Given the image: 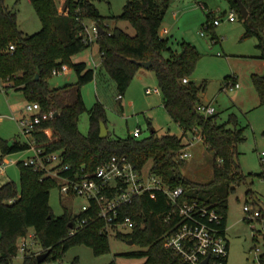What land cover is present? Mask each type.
Returning <instances> with one entry per match:
<instances>
[{"label": "trees", "instance_id": "trees-1", "mask_svg": "<svg viewBox=\"0 0 264 264\" xmlns=\"http://www.w3.org/2000/svg\"><path fill=\"white\" fill-rule=\"evenodd\" d=\"M249 15L244 19V37L258 38V58L264 60V0H241ZM42 28L34 34H25L19 29L16 13L10 11L0 0V79H9L10 88L22 90L29 102H38L41 114H47L31 138L44 144L47 152L61 151L63 162L73 169L84 165L93 171L113 155H126L138 168L152 160V173L162 178L170 188L182 187V199L198 201L201 205H216L225 214L228 211V196L236 185L247 180L239 161L238 146L246 139L245 127L241 126L235 114L224 122L220 114L204 115L197 110L203 103L202 86L192 80V73L199 59V52L189 42L182 43V50L176 52L168 38L160 35V29L171 0H127L123 12L113 16L116 21L127 20L135 28L133 35L115 26L111 28L91 0H65L68 14L59 13L56 0H31ZM230 9L239 13L237 0H227ZM215 17L207 13L203 24L212 30ZM97 22L104 33L96 40L102 65L116 84L118 95L128 89L135 73L141 67L136 61L153 62L163 104L171 119L178 124L183 134L159 135L151 127L147 136L116 137L111 133L100 136V122H107L106 109L101 101L89 110V131L83 134L79 129L81 114L87 110L82 87L96 78L95 68L84 61H73L72 57L94 43H86L79 32L84 22ZM217 42L218 36L213 34ZM10 44L13 51H4ZM66 64L73 69L77 80L58 87H51L49 79L55 68ZM184 78H189L187 83ZM252 82L264 105V74H252ZM122 99V98H121ZM120 100V99H119ZM58 113L54 116V113ZM52 115V116H51ZM52 129V138L42 130ZM190 136L183 142L184 136ZM200 137L213 153V179L199 183L183 172L185 160L179 159L180 151L195 138ZM30 140L13 141L0 136V161L8 154L30 148ZM20 187L13 181L0 185V262H11L17 255V239L27 236L34 229V236L49 255L39 262L36 255L26 254L22 264H43L51 256L59 255L68 247L84 243L96 254L110 250L109 236L101 230L104 221L95 217L90 210L78 215L88 221L74 233L72 227L76 215L65 211L54 214L50 205L51 188L55 179L45 176L40 170L27 166L22 160ZM171 208L167 196L158 190H149L137 196L133 203L123 207V213L136 222L134 230L117 236L133 240L144 250L124 253L126 257L145 258L143 264H184L179 255L164 241V234L170 225L163 214ZM260 218V217H259ZM107 264H117L115 260Z\"/></svg>", "mask_w": 264, "mask_h": 264}, {"label": "rangeland", "instance_id": "rangeland-1", "mask_svg": "<svg viewBox=\"0 0 264 264\" xmlns=\"http://www.w3.org/2000/svg\"><path fill=\"white\" fill-rule=\"evenodd\" d=\"M91 1L100 14L106 17L111 28L118 26L131 35L135 33V28L129 21L110 18L123 12L127 0ZM56 2L59 13H62L60 6L64 5L65 0ZM3 4L16 13L19 29L25 34H34L42 28V22L31 0H3ZM230 11L227 0H171L160 35L169 39L170 46L176 52L182 50L184 41L195 46L200 56L191 80L203 87L202 102L215 107L221 122L227 120L230 114H235L240 125L245 127L246 139L238 146L239 161L243 172L250 175L245 182L236 185L235 191L228 196V264H264V105L259 104L251 78L254 73L264 74V60L257 58L261 52L257 47L258 38L244 37V25L238 14L236 21L227 20ZM209 12L215 18L223 19L221 24L214 26L212 30H207L203 25ZM86 23L91 25L92 21L86 20ZM214 32L218 35L217 42L212 40ZM10 45L4 51H10ZM72 59L76 62L84 61L96 71V78L82 87L87 107L79 119V129L83 134L89 131V110L98 101L105 106L106 125L113 136L127 137L137 127L142 129L143 136L150 134L151 127L156 129L159 135L183 134L164 107L163 95L154 69L140 67L123 98L119 100L116 84L102 65L96 42L74 55ZM93 60L96 64H93ZM233 76L237 78L240 87L224 89L227 80ZM76 80L75 71L70 69L65 73L52 74L49 84L51 87H58ZM6 82L7 78L0 79V86ZM1 87L0 136L10 141H24L27 137L18 119L29 101L22 90H5ZM148 88L152 89L151 93H147ZM190 136H184L183 142H187ZM190 145L191 156L183 165L184 174L199 183L211 181L213 153L200 137L195 138ZM29 155L31 152L25 150L8 154L4 158L7 161L0 165L5 170L0 173V185L13 180L20 187V167L17 161L26 159ZM151 167L152 160L144 166V171H150ZM84 203L86 199L83 197L68 198L61 194L58 186L51 188L50 205L57 216L65 211L78 214ZM245 205L259 210L261 217L248 219L250 216L244 210ZM119 229L130 231L125 227ZM113 231L109 235L110 250L106 252L96 254L91 246L78 243L59 255L51 256L43 264H107L112 260L117 264H143L145 258L126 257L122 254L145 248L119 238ZM27 238L29 243L24 253L19 250L22 243L20 237L17 239V255L11 262L0 264H22L24 255L38 256L46 251L34 236V229H30Z\"/></svg>", "mask_w": 264, "mask_h": 264}, {"label": "built area", "instance_id": "built-area-1", "mask_svg": "<svg viewBox=\"0 0 264 264\" xmlns=\"http://www.w3.org/2000/svg\"><path fill=\"white\" fill-rule=\"evenodd\" d=\"M60 10L62 13L68 14V9L63 4H61ZM236 19L237 12L231 9L227 20L233 22ZM222 20L221 17L215 18L213 25H220ZM99 26L95 21H92L91 25L85 21L79 35L86 43H95L101 35ZM14 49L15 45L11 44L10 51ZM68 71L69 67L63 64L60 68H55L52 74ZM188 81L189 78L183 79L185 83ZM10 83L8 79V82L0 87L5 89L6 85ZM238 87L240 84L231 77L227 80L224 89ZM146 91L151 93L152 89L148 88ZM118 98L121 99L123 96L119 95ZM197 110L204 115L216 113L215 107L211 104L200 103ZM47 118V114H41L38 102H28L24 106L18 122L27 141L33 137L34 132L39 129V125ZM42 130L52 138L51 128ZM132 134L138 138L142 135V129L137 127ZM29 143L28 151L31 152V155L26 159H21L25 165L32 166L36 170L42 171L45 176L55 179L56 186L65 197L80 196L86 199V203L76 214V221L72 225L71 233L88 221L86 218H79L78 215L90 210L95 216L92 218L93 220L104 221L101 231L106 235L109 236L112 230L116 235L130 233L136 227V222L132 216L123 213V207L133 203L137 196L146 191L158 190L167 196L171 204V208L163 214L164 220L170 225L169 230L164 234V241L180 256L183 263L228 264L230 242L227 236L225 214L215 204L205 206L198 201L183 200L184 190L182 187L170 188L161 177L152 173L151 170L145 172L144 167L138 168L126 155H113L97 166L95 170L88 171L84 165L73 169L70 164L64 163L61 151L47 152L44 144H38L32 139ZM190 144L180 151L179 159L186 160L191 156ZM262 156L264 159V152ZM5 161L7 160L3 159L0 165ZM0 169H3L2 166ZM244 210L250 216L248 219L261 217L260 211L252 209L249 205H245ZM120 227L128 228L130 231L125 232L119 229ZM21 238L22 243L19 245V250L24 253L29 242L27 236ZM206 259L207 262H205Z\"/></svg>", "mask_w": 264, "mask_h": 264}, {"label": "water", "instance_id": "water-1", "mask_svg": "<svg viewBox=\"0 0 264 264\" xmlns=\"http://www.w3.org/2000/svg\"><path fill=\"white\" fill-rule=\"evenodd\" d=\"M237 3L239 5V13L241 14V16L243 18H247L248 15H249V12L247 10V8L245 7V5L242 3L241 0H237ZM99 29H100V33L103 34L104 33V29L103 27L99 26ZM136 63L138 65H140L141 67H145V68H151L152 65H153V62L151 60H148V61H136ZM58 113H54V116H57ZM109 135V131H108V128H107V125L104 121H101L100 122V136L102 138H105ZM76 215V214H75ZM70 227H72V224H70ZM129 243L131 244H134L133 240H127ZM50 253V250H47L45 251L44 253H41L37 256V259L39 262H43L45 260V258L49 255ZM205 262H207V259L205 260Z\"/></svg>", "mask_w": 264, "mask_h": 264}, {"label": "crops", "instance_id": "crops-1", "mask_svg": "<svg viewBox=\"0 0 264 264\" xmlns=\"http://www.w3.org/2000/svg\"><path fill=\"white\" fill-rule=\"evenodd\" d=\"M229 8H230V7H229ZM239 18H240V17H239ZM240 19H241V21L243 22V25H244V19H245V18H243V19L240 18ZM205 22H206V21H205ZM205 22H204V23H205ZM233 22H234V21H233ZM213 28H214V27H212V29H213ZM244 29H245V27H244ZM166 31H167V30H166ZM213 34L217 35L215 32H214ZM217 36H218V35H217ZM98 50H99V48H98ZM99 53H100V52H99ZM259 55H260V54H259ZM259 55H258V56H259ZM258 56H257V58H258ZM100 57H101V54H100ZM259 59H260V58H259ZM101 60H102V59H101ZM261 60H262V59H261ZM93 64H96V63H95V60H93ZM95 66H96V65H95ZM69 70H70V68H69ZM232 78H233L235 81H238L236 77L233 76ZM203 95H204V91H201V92H200V96H203ZM259 104H260V103H259ZM191 143H192V142H191ZM4 171H5L4 169H2V170L0 169V173H3ZM226 226H227V224H226Z\"/></svg>", "mask_w": 264, "mask_h": 264}]
</instances>
